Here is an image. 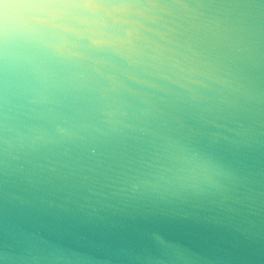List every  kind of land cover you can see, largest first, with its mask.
Masks as SVG:
<instances>
[{"label": "clouds", "instance_id": "clouds-1", "mask_svg": "<svg viewBox=\"0 0 264 264\" xmlns=\"http://www.w3.org/2000/svg\"><path fill=\"white\" fill-rule=\"evenodd\" d=\"M224 259L264 264V0H0V264Z\"/></svg>", "mask_w": 264, "mask_h": 264}, {"label": "water", "instance_id": "water-1", "mask_svg": "<svg viewBox=\"0 0 264 264\" xmlns=\"http://www.w3.org/2000/svg\"><path fill=\"white\" fill-rule=\"evenodd\" d=\"M203 242L214 248L217 254L221 256H224V254L228 252L234 254L239 252V247L235 244L233 239L227 235H218L213 232H206L204 234ZM221 264H242V262L238 260L229 261L224 259L221 261Z\"/></svg>", "mask_w": 264, "mask_h": 264}]
</instances>
